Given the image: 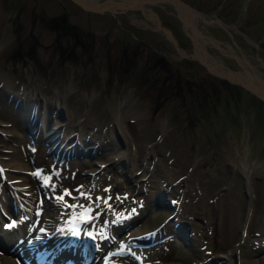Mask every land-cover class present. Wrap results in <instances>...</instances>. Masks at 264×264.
<instances>
[{
  "label": "rangeland",
  "instance_id": "374dc122",
  "mask_svg": "<svg viewBox=\"0 0 264 264\" xmlns=\"http://www.w3.org/2000/svg\"><path fill=\"white\" fill-rule=\"evenodd\" d=\"M124 1L94 10L78 0H0V86L11 100L23 90H33L41 106L45 97L60 98L61 107L50 109L49 122H68L73 127L64 125L67 131L87 140L78 141L86 151L72 148L73 155L54 158L53 143L26 119L35 97L22 103L23 123L30 128L21 150L30 169V218L37 223L32 228L49 226L58 217L65 206L61 198L69 199L65 192L94 194L119 179L110 199H121L123 211L143 207L138 217L123 220L129 221L125 227H114L117 240L110 238V248L124 246L133 264L138 261L131 253L142 264H264V120L249 105L235 106V98L263 95L244 83H235L239 94H223L214 77L222 63L249 83L251 72L238 60L245 58L264 80V0ZM10 4L22 11L17 32L1 23ZM33 11H46V20L63 11L91 46L84 49L72 37L56 41L50 21L31 28ZM201 35L210 40L202 41ZM161 52L171 60L170 68L154 62ZM260 106L263 115L264 100ZM113 156L123 157L118 169L110 170L105 165ZM99 172L109 180L89 191ZM105 214L103 220L116 222ZM177 223L178 233L171 235L170 225ZM158 225L168 235L160 231L157 244L133 239ZM4 253L0 261L14 260Z\"/></svg>",
  "mask_w": 264,
  "mask_h": 264
},
{
  "label": "bare ground",
  "instance_id": "6f19581e",
  "mask_svg": "<svg viewBox=\"0 0 264 264\" xmlns=\"http://www.w3.org/2000/svg\"><path fill=\"white\" fill-rule=\"evenodd\" d=\"M78 1L82 5H84L86 7H90V8H101L103 6L106 7V6H110L113 3V0H106V2L103 3L105 5L100 4L98 2V0H78ZM145 1L146 0H134V2H131V0H125L122 4H124V5L141 4ZM160 2H162V1H160ZM181 9L183 11H184V9L186 10V8L183 6H181ZM201 39H203L202 41H204V39H208V38L201 35ZM0 40H1V37H0ZM208 40H210V38ZM198 42H199V40H198ZM212 43H213V41H212ZM198 44H199V46L201 45L200 42ZM200 47H202V46H200ZM222 51H224V49ZM225 51H226V49H225ZM238 60L241 63V65L243 66L244 70H247V73H249V71L251 72L250 75L252 76V78H251V81L249 83H245L242 80L240 72H231V71L225 70L221 65H217L218 68L221 69L220 74L233 77L237 80L244 82L247 85L251 84L253 89H255V90L259 89L260 92L264 95V80L260 77V75H261L260 71L256 70L247 59L238 58ZM253 79L257 83H259L258 87L254 86V84H252ZM33 92H34L33 90L31 92H27V91L23 90V91L19 92L18 94L16 93V99L18 100V102H17V104H15L16 99L11 100V98H9V95L7 93V89H4L0 86V159L2 160V163L4 164V166L6 167L5 179H4V181H2L0 179V208L5 207V201L7 199L12 201L13 199H11V198L14 197V199H16V197H17L18 198L17 210H19L17 212L20 213V217L24 216L22 218L23 221H21V225L18 226L16 229L5 231V230L0 228V244H2L4 246H9V247L13 246L14 247L15 253H12V254H14L13 258L16 254L24 255L25 259L29 258V254H28L29 245H27L29 240L30 241L32 240V244H30V245H32L31 247H34L35 245L39 244L38 242L46 241V243H47V239L50 238L52 240V239L56 238L57 234L62 233V232H67V230L63 229L64 225H65L63 220L65 218H67L69 216V212H71L70 209H66V210H63L59 215L57 214L56 217L57 216L58 217L55 218V220L53 219L52 220L53 222L49 226L48 236H46V237L42 236L43 239H41V238L38 239V242L33 241V239L35 238L36 235H34V234L31 235L28 233L29 232L28 224L31 223L30 206H31V194L33 196V193H32L33 191L31 192V186L28 184V182L26 180V174H27L28 170H30V169H29L28 163L26 162V158L24 157V154L21 150V147L23 145V139H26L27 130L30 129L27 127V125L24 126V123H23V118L25 116L23 115L24 106L22 103L25 102L26 99H30L32 96L35 97L34 100L30 99V101L35 102L34 106H35L36 111L34 113V116L36 117L35 118L36 120L38 118L37 122H35L33 124V126L34 125L37 126L38 124H40V126L38 125L37 127L40 128V130H42V134H44L43 137L48 138V137H52L55 134V132H64L63 137L59 141V144H61L62 142H65L64 141L65 138L69 136L70 139L68 138V140H66V143H63L64 144L63 147L65 149L67 147H69L68 145L72 141L71 138H73L71 136L73 134L64 128V125L69 124L68 122H64V121L60 120L58 123L52 124L48 121L50 109H52V108L54 109L55 106L61 107L60 98H57L54 101H52V100L47 101V98L45 97L43 100L44 104L41 106V104L39 103V102H41V98L37 97V95L33 94ZM29 96H30V98H28ZM40 117H41V120H40ZM69 125H71V124H69ZM71 126L73 127V125H71ZM107 132L112 133V131L109 132L108 130H107ZM35 133H36V131H34L32 133V135H34ZM78 134L79 133H74V135H76V136ZM77 139L84 140V137H81L80 135H78ZM97 140H98V138H97ZM94 143H95V141L91 142V144H94ZM130 153L132 155H135V157H136L135 149L130 148ZM122 157H119V156L114 157L113 156L112 161H111L112 164H110V165L104 164L105 167L108 169L110 168V170L118 169L117 168L118 160ZM75 159H76V157H75ZM105 160H104V158L102 160H99L98 167L99 166L101 167V165L105 162ZM146 161H147L146 158L142 159V162H143L142 166L144 164H146ZM133 165H134V163H133ZM143 168H144V166H143ZM105 170H107V169H105ZM129 170H131V169H128L126 172H131ZM143 172H144V169H142V171L140 172L141 173L140 176H142L144 174ZM95 179H96V183L94 182L95 185L92 188H90L89 191H91V189H96L97 184H101V183H99L100 181L109 180L108 176H106L105 173H103V172L102 173L99 172L98 178L96 177ZM114 180L115 181L110 180V182H112L113 184L112 185L110 184L108 192L103 190L104 187H102L100 185L102 187V189L96 191L95 193L93 192L94 194L91 195L93 197V201H92V203H88L87 206H93L94 207V213H98V215L96 216L95 219H93L90 223H88L89 228H91V227L94 228V226L96 224H100V226H103L105 223L103 222L102 216H104V214L107 211L111 210V209L109 210L108 207L110 205L120 203L121 200H119V201L117 200V203H115L113 201V199L112 200L109 199V201H107L106 204H102V200L104 198H106V196L111 194L113 191H117L120 188L118 185L121 183V181L119 179H114ZM52 181H54V180H52ZM47 182H49V181H47ZM46 184H44V185H46ZM60 184L61 183L59 182V185ZM98 188H99V185H98ZM12 193L14 196L11 195ZM15 194H16V197H15ZM25 194H27V195H25ZM114 194H115V192H114ZM10 195H11V197H10ZM98 196H100V202L99 203L97 201ZM89 197H90V195H89ZM19 202H22V203L20 204ZM123 216L125 218L123 217L122 220L119 221L120 224H124L123 220L124 221L127 220L126 213ZM38 217H40V216H38ZM118 217H122V216H118ZM112 219H114V218H112ZM28 221H29V223H28ZM43 222H44V220H43ZM106 228L111 231L110 235H112L111 237H113L112 239H114L113 229L112 228L110 229V226H108V225H106ZM96 229H99V227H97ZM96 229H95V231H96ZM105 233H109L108 230H106L104 232V234ZM100 236H102V235H97L96 237L99 238ZM116 240L117 239H115V241ZM106 242L109 243V240H102L100 242L101 246H104ZM53 250H55V249H53ZM5 252L11 254L9 251H5ZM60 252H63V251L62 250L58 251V253L55 252L54 255L56 258L63 256L62 255L63 253H61V255L59 254ZM64 253H65V251H64ZM78 254H80V253H78ZM99 255L101 256L100 253H96L94 255V257L96 258ZM105 255H107L106 251H105V254H103L101 256V260L103 259V257H105ZM66 256L69 257V254H67ZM75 256L79 257V255H75ZM75 256H73V257H75ZM101 260H100L99 264H101ZM0 264H16V263H15V260L10 259L9 257H5V259L3 261H0Z\"/></svg>",
  "mask_w": 264,
  "mask_h": 264
},
{
  "label": "flooded vegetation",
  "instance_id": "af4514ba",
  "mask_svg": "<svg viewBox=\"0 0 264 264\" xmlns=\"http://www.w3.org/2000/svg\"><path fill=\"white\" fill-rule=\"evenodd\" d=\"M8 10L9 13L3 16V18L1 19V23H3V26L9 28L10 30L15 29V31L17 32L20 27V18L22 13L21 8H14L13 5L10 4L8 6ZM45 16H47L46 11H33L30 14L29 18V24L31 28H39L40 25H45L48 23V21H50L52 23V26L57 29V34L54 38L56 41H58L60 37L63 36L66 37V39H68V37H72L75 44L78 43L79 45L83 46L84 49L88 46V43L85 40L86 34L81 33L74 24H71L68 21L66 13L62 11L57 15L48 17V20H46ZM87 35H89V33H87Z\"/></svg>",
  "mask_w": 264,
  "mask_h": 264
},
{
  "label": "trees",
  "instance_id": "16d2710c",
  "mask_svg": "<svg viewBox=\"0 0 264 264\" xmlns=\"http://www.w3.org/2000/svg\"><path fill=\"white\" fill-rule=\"evenodd\" d=\"M128 62V61H127ZM130 62V61H129ZM126 68H128V64L125 66ZM142 80L140 81V82H137V87H142ZM248 103L250 104V105H252L254 108H255V111L257 112L258 111V105L255 103V102H253L251 99H249L248 100ZM161 105V103H157V105L156 106H154L153 107V111L154 110H156L159 106ZM199 114H200V116H202V112L199 110Z\"/></svg>",
  "mask_w": 264,
  "mask_h": 264
},
{
  "label": "water",
  "instance_id": "95a60500",
  "mask_svg": "<svg viewBox=\"0 0 264 264\" xmlns=\"http://www.w3.org/2000/svg\"><path fill=\"white\" fill-rule=\"evenodd\" d=\"M165 1H175L177 3H180L178 0H165Z\"/></svg>",
  "mask_w": 264,
  "mask_h": 264
}]
</instances>
